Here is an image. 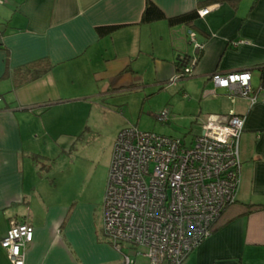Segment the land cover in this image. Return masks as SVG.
Here are the masks:
<instances>
[{
  "label": "crops",
  "instance_id": "obj_1",
  "mask_svg": "<svg viewBox=\"0 0 264 264\" xmlns=\"http://www.w3.org/2000/svg\"><path fill=\"white\" fill-rule=\"evenodd\" d=\"M148 3L164 19L143 22ZM211 6L212 13L199 15ZM195 12L189 25L170 24ZM0 30V240L12 220L30 224L34 240L25 264H126L128 256L104 234L107 177L103 189L99 184L95 194L81 199L69 173L78 134L52 125L47 115L76 100L128 95L144 82V66L156 72L157 84L172 81L182 69L181 57L196 55L191 32L203 49L180 93L187 95L188 80L204 87L200 99L184 97L177 106L174 98L172 113L200 118L208 108L203 100L222 97L213 111L233 113L246 124L237 201L185 264H264V0H1ZM42 60L50 68L40 77L17 74ZM246 70L255 73L256 103L222 89L211 93L212 74ZM214 114L196 122L201 130L192 136ZM64 159L73 160L70 169L53 179ZM249 207L254 209L247 214ZM0 264H12L1 247Z\"/></svg>",
  "mask_w": 264,
  "mask_h": 264
},
{
  "label": "built area",
  "instance_id": "obj_2",
  "mask_svg": "<svg viewBox=\"0 0 264 264\" xmlns=\"http://www.w3.org/2000/svg\"><path fill=\"white\" fill-rule=\"evenodd\" d=\"M1 2V0H0ZM216 6L199 11L201 17ZM196 55L181 57V71L172 80L192 76L203 46L190 33ZM262 81L264 82V66ZM250 70L214 73L216 90L253 104L258 88ZM168 111L159 119L165 121ZM244 118L235 114L210 115L202 131L186 141L136 127L122 130L115 144L104 202V234L117 250L123 244L147 249L151 264H185L188 255L213 234L223 213L233 206L242 186L241 137ZM34 228L12 220L0 240L12 264H25ZM126 264H133L126 257Z\"/></svg>",
  "mask_w": 264,
  "mask_h": 264
},
{
  "label": "rangeland",
  "instance_id": "obj_3",
  "mask_svg": "<svg viewBox=\"0 0 264 264\" xmlns=\"http://www.w3.org/2000/svg\"><path fill=\"white\" fill-rule=\"evenodd\" d=\"M155 73L144 66L140 71L144 82L136 83V90L129 91L128 95L119 94L106 98L94 97L87 100H76L59 107L63 110L61 113L54 111V114L47 115L52 125L61 126L64 130L78 134L76 151L72 156L74 165L69 173L74 172L76 178L74 190L79 192L83 201H86V196L95 194L99 190V184H102L103 189L106 177L108 188L115 144L122 130L136 127L144 132L186 139V143L190 144L192 135L201 130L196 122L201 124L207 114L222 115L213 111L216 101L222 97H218V100L211 98L215 102L211 99L203 100L202 103L208 108L204 110L205 114L200 118L192 117L184 112L172 113L173 108L170 106L174 98L177 106L181 98L184 97L189 99L195 95L200 99L204 86L200 87L197 80H188L184 83L187 95H182L180 84L187 78L181 81L157 84L154 78ZM211 84L210 90H214L215 87L213 83ZM94 89L98 90V87L96 86ZM226 100L228 101L227 98ZM183 106L188 109L185 104ZM166 109L171 111L168 118L169 123H163L159 119ZM64 160L51 175L53 179L57 174L62 176V172L65 173L70 169L67 168L69 167L68 163L73 160ZM122 252L123 256L127 255L133 264H151V259L146 255L147 249L145 248L133 247L124 243Z\"/></svg>",
  "mask_w": 264,
  "mask_h": 264
},
{
  "label": "trees",
  "instance_id": "obj_4",
  "mask_svg": "<svg viewBox=\"0 0 264 264\" xmlns=\"http://www.w3.org/2000/svg\"><path fill=\"white\" fill-rule=\"evenodd\" d=\"M196 16H197V12L190 14V15H185V16H181L178 18H174V19L170 20V24L171 25H178V24L189 25L196 18ZM162 19H164L162 12L161 11L159 12L158 8L153 3H148L146 10H145V13H144V16H143V22L151 23L154 21L162 20ZM2 36H3V34L0 30V39L2 38ZM1 45H2V43L0 40V46ZM43 64L48 65L47 69H45V70H43V69L37 70L36 69L38 66H42ZM49 68H50L49 62H47L46 60H42L41 62H36V63L26 67V68L18 69L17 74L24 73L25 78H27L28 80L29 79L34 80V79L40 77V75H42L47 70L49 71ZM167 118H169V112H168ZM162 122L163 123H169V119L162 121ZM167 137H170V136H167ZM193 137H195V136H193ZM171 138H174V137H171ZM177 139H181V138H177ZM192 139L190 141H192ZM182 140L186 141V139H182ZM253 209H254L253 207H249V209L247 210L246 213L247 214L251 213L253 211ZM225 212L223 213V215L225 214ZM246 213H244V214H246ZM220 220H221V218H220ZM219 221L217 222L216 226L214 227L213 232L219 230L222 227V225L219 224Z\"/></svg>",
  "mask_w": 264,
  "mask_h": 264
}]
</instances>
